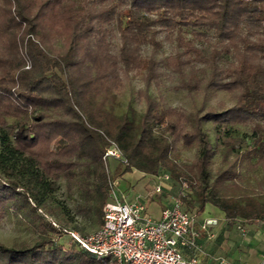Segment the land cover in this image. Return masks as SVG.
Here are the masks:
<instances>
[{
  "label": "trees",
  "instance_id": "1",
  "mask_svg": "<svg viewBox=\"0 0 264 264\" xmlns=\"http://www.w3.org/2000/svg\"><path fill=\"white\" fill-rule=\"evenodd\" d=\"M164 40L173 51L159 57ZM162 68L189 94L222 90L235 103L161 106L149 87ZM131 71L144 81L135 121L109 107ZM239 126L251 130L249 142ZM0 129V210L24 207L37 232L24 246L0 243V264L108 260L74 239L78 250H64L53 235L67 228L46 215L64 216L54 193L65 179L102 224L111 144L125 159L123 173L163 168L186 183L199 214L210 203L230 221L254 223L264 218V0H0ZM191 149L195 157L181 162Z\"/></svg>",
  "mask_w": 264,
  "mask_h": 264
},
{
  "label": "rangeland",
  "instance_id": "2",
  "mask_svg": "<svg viewBox=\"0 0 264 264\" xmlns=\"http://www.w3.org/2000/svg\"><path fill=\"white\" fill-rule=\"evenodd\" d=\"M210 33L211 32H209V34ZM111 40L112 51H117L119 46V34L116 30L111 36ZM162 42V47L158 53L159 57H164L173 51V43L166 40ZM198 43H203V41L199 40ZM149 51V47L146 46L143 48L144 53L147 54ZM29 66L30 61L26 60L25 67ZM160 71L159 78L151 82L149 92L158 99L161 106H177L185 109H192L194 105H197L202 99L208 104H220L223 105V107H230L235 103V99L222 90L212 89L203 93L189 94L187 90L176 87L179 81L176 73L163 68L160 69ZM143 87L144 81L141 76L134 71L129 72L128 75H123L122 84L116 91H114L113 98L110 101L111 106L109 107L112 108L116 115H125L131 120H137L138 116L144 109V102L137 99L136 91ZM165 124L166 122L163 121L155 126V133L160 132ZM205 127L209 130L211 139L213 140V123L206 122ZM250 132L251 130L247 126H239L236 130L238 135L246 137ZM247 140L249 142L250 138L247 137ZM59 145L60 141L58 138L51 142V146L54 149ZM118 153V158L108 156L105 161L107 170L110 173L112 190L115 191L120 199L137 200L144 204L151 203L148 207V212L152 217L159 215V209L161 206L169 205L175 200H178L181 208L190 212L195 219H197V217H200V219H221L218 216L219 214H212L207 211L201 216L202 214H199L196 211L197 201L194 200L193 195H191L190 189L181 184L179 180L177 181L172 178L170 173L163 168L156 174L144 173L135 168L123 173L125 162L119 151ZM194 157V149L184 150L181 156V162L188 163ZM165 173L169 175L168 179L162 177ZM158 183H161L160 191L155 190ZM183 194L186 195V200L191 201V205L190 202L181 199ZM54 197L57 203L62 207L64 216L59 214L58 217L61 218L60 220L54 215H46V218L52 220L56 227L60 225L64 226L67 228V231L62 229L60 235H53V240L56 244L63 246L64 250H78L70 231H75L84 235L91 233L99 227L96 215L89 208L91 204L90 199L83 195L75 184L70 185L65 179H60L57 182ZM212 206L221 211L214 205ZM234 220V228L232 231L243 237L247 232L244 221L241 218H236ZM208 221L205 219L203 223L207 224V231L212 232L211 230L214 225ZM228 229L230 230L231 228ZM36 236L37 232L35 226L24 207L17 205L0 210V243L8 247H19L34 242ZM102 264H115V262L111 258H108V260Z\"/></svg>",
  "mask_w": 264,
  "mask_h": 264
},
{
  "label": "built area",
  "instance_id": "3",
  "mask_svg": "<svg viewBox=\"0 0 264 264\" xmlns=\"http://www.w3.org/2000/svg\"><path fill=\"white\" fill-rule=\"evenodd\" d=\"M108 156L119 157L114 144L106 148L103 158ZM162 177L168 179L169 175ZM155 190H161V183ZM102 211L103 221L96 230L84 235L70 231L79 246L96 257L111 258L115 264L197 263L196 256H186L183 251L195 246L197 232L192 229V214L181 208L178 200L161 207L159 215L152 217L144 203L120 199L112 190Z\"/></svg>",
  "mask_w": 264,
  "mask_h": 264
},
{
  "label": "crops",
  "instance_id": "4",
  "mask_svg": "<svg viewBox=\"0 0 264 264\" xmlns=\"http://www.w3.org/2000/svg\"><path fill=\"white\" fill-rule=\"evenodd\" d=\"M150 204H145L147 210ZM206 204L203 212L200 213L201 216L207 211L219 214L221 219L193 218L192 229L197 232V236L194 237L195 246L184 248L185 255L196 256L198 260L196 264H226V261L230 264H262L264 262V218L254 223H246L241 218L247 228L246 234L241 237L232 231L235 220H228L223 211L217 210L210 203ZM205 219L214 225L212 232L202 227Z\"/></svg>",
  "mask_w": 264,
  "mask_h": 264
},
{
  "label": "water",
  "instance_id": "5",
  "mask_svg": "<svg viewBox=\"0 0 264 264\" xmlns=\"http://www.w3.org/2000/svg\"><path fill=\"white\" fill-rule=\"evenodd\" d=\"M211 221H213V220H211Z\"/></svg>",
  "mask_w": 264,
  "mask_h": 264
}]
</instances>
